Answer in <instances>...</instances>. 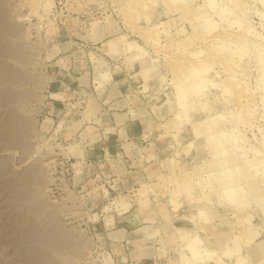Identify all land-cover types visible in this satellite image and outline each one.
Masks as SVG:
<instances>
[{
    "label": "rangeland",
    "instance_id": "rangeland-1",
    "mask_svg": "<svg viewBox=\"0 0 264 264\" xmlns=\"http://www.w3.org/2000/svg\"><path fill=\"white\" fill-rule=\"evenodd\" d=\"M213 3L0 0V264H261L264 0ZM70 59L145 96L144 151L82 158L96 100L51 99Z\"/></svg>",
    "mask_w": 264,
    "mask_h": 264
},
{
    "label": "crops",
    "instance_id": "crops-1",
    "mask_svg": "<svg viewBox=\"0 0 264 264\" xmlns=\"http://www.w3.org/2000/svg\"><path fill=\"white\" fill-rule=\"evenodd\" d=\"M73 46L72 43L71 47L73 48ZM77 53L79 52H73L71 54L72 58L75 57ZM82 62V60H71L64 75L61 76V78H54L56 82H54L52 86L53 91L51 92L54 98L50 97L53 100L52 106L54 111H56L55 104L58 102L56 96H64L66 100L69 99L70 101L74 99V96H87L86 105H88L87 102L90 97H94L96 100L90 105L93 112H91L92 110L90 109L88 110L91 114L90 117L92 122L90 124L87 122L88 124L86 126H92L97 137L94 140H91L90 137L82 138L79 132L78 138H80L82 142V147L80 149L82 158L95 162L107 157L118 156L121 153L124 154L123 146L125 143L131 145L134 153L137 152V150L141 151L143 147H139V145L142 143L141 140L143 141V137H146L148 129L145 128V123L142 122L140 118H132L130 112L142 113L146 121H149L148 117L151 118V116L156 119L155 113H153V111H151V113L148 112L146 107L143 106L144 101H146L145 96L140 95L141 99L138 100L140 107L137 108L135 98L139 91L131 87L132 83L130 80L126 83V79L120 77L114 78L113 82H107L104 84L102 91H98L94 84L93 75L90 83H87L89 79L86 75L90 73V68H87L88 70H81ZM141 80L144 81L143 78H141ZM85 83L89 86L91 96L86 95V89H88V87H82ZM117 117L122 120V123L119 124L116 122ZM96 120H98L99 123L96 122ZM106 128H112V130L107 132ZM142 151H144V149ZM122 231L119 232L122 239H130L131 233L126 229ZM132 264H148V260L139 259Z\"/></svg>",
    "mask_w": 264,
    "mask_h": 264
},
{
    "label": "bare ground",
    "instance_id": "bare-ground-1",
    "mask_svg": "<svg viewBox=\"0 0 264 264\" xmlns=\"http://www.w3.org/2000/svg\"><path fill=\"white\" fill-rule=\"evenodd\" d=\"M213 1L214 0H209V4H210V6H211V8H214V3H213ZM224 10V9H223ZM222 12H224V11H222ZM221 12V13H222ZM213 25V24H212ZM212 28H213V26H212ZM245 32H248V34L249 33H251L250 31H248V27H247V29H245ZM253 32V31H252ZM209 33V32H208ZM229 35V34H228ZM252 36H256V35H254V34H252ZM257 36H259V34L257 35ZM257 38H259V37H257ZM255 46V45H254ZM240 56V55H239ZM239 58H242L241 56L239 57ZM263 74H264V72H263ZM237 85H239V84H237ZM241 91V90H240ZM245 92H247V91H245ZM240 93V92H239ZM242 93L243 92H241V94H240V96L242 97ZM248 93V92H247ZM179 94H180V96H179V98H182L181 97V89L179 88ZM246 94V93H245ZM264 98V97H263ZM247 99V98H246ZM245 98H244V100H246ZM249 99V98H248ZM263 100V99H262ZM205 101V100H204ZM246 103V102H245ZM252 104V103H251ZM205 105H206V103H205ZM212 105V104H211ZM246 105V104H245ZM211 107V106H210ZM210 107H209V105H207V111H206V113H209V111H210ZM250 110H252V109H250ZM157 111V110H156ZM157 113V112H156ZM186 114H185V111H183V116H185ZM207 115H209V114H207ZM247 116H250V114L248 115V113H247ZM74 121V127L75 128H77V127H79V123L77 122V121H75V120H73ZM197 132H198V130H197ZM189 147H191V144H190V146ZM247 162H249V161H247ZM250 163V165H249V167H253V163H251V162H249ZM248 164V163H247ZM4 180V179H3ZM1 188V187H0ZM6 201V200H5ZM199 211V210H198ZM201 212V211H200ZM202 216H203V214H202ZM204 217V216H203ZM199 218H200V215H199ZM206 219V218H205ZM205 221H207V220H205ZM149 227H147V226H145V227H143L142 228V230L144 229H148ZM214 230H216V229H214ZM242 232V231H241ZM213 233H215V232H213ZM217 234V233H216ZM218 234H220V235H218L219 237H223V236H225V235H227V231L225 230V231H222V232H220V233H218ZM256 233H253V234H248V233H246L245 234V237H244V239H243V241H245L246 242V244H248L247 245V248H248V250H249V252L250 253H252V255L254 256V258H255V260L256 261H259L261 264H264V243L263 242H255V243H252V242H254V239H255V237H256ZM240 237V236H239ZM254 237V238H253ZM202 241V239L201 238H199V237H195L194 238V242H201ZM235 241V244H234V247L232 248V249H230L229 248V252L231 253V252H237L238 251V249H239V241H237V239L236 240H234ZM191 244H192V242H191ZM192 246V245H191ZM191 249H194L195 251H196V247L194 248V245L191 247ZM206 251H210V250H212L211 248H209V247H205L204 248ZM228 249V248H227ZM195 255V254H194ZM238 259V263L239 264H243V260H242V258H237ZM220 263H218V264H224L223 262H221L220 260H218Z\"/></svg>",
    "mask_w": 264,
    "mask_h": 264
}]
</instances>
